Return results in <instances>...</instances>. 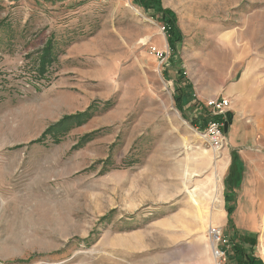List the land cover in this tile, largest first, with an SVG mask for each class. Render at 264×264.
Instances as JSON below:
<instances>
[{
  "label": "rangeland",
  "instance_id": "1",
  "mask_svg": "<svg viewBox=\"0 0 264 264\" xmlns=\"http://www.w3.org/2000/svg\"><path fill=\"white\" fill-rule=\"evenodd\" d=\"M159 2L0 0V264H264V0Z\"/></svg>",
  "mask_w": 264,
  "mask_h": 264
},
{
  "label": "built area",
  "instance_id": "2",
  "mask_svg": "<svg viewBox=\"0 0 264 264\" xmlns=\"http://www.w3.org/2000/svg\"><path fill=\"white\" fill-rule=\"evenodd\" d=\"M159 53V51H158ZM162 55V53H160ZM231 100L227 96H221L218 98H212L207 101V107L213 115H222V118L226 115L230 108ZM210 119L206 126L201 129V136L203 140L213 149L215 152L220 151L227 143L226 133L223 129V120ZM209 237L212 244V251L215 256L216 264H228L227 249L224 246V236L222 230L217 226H210L208 229Z\"/></svg>",
  "mask_w": 264,
  "mask_h": 264
},
{
  "label": "trees",
  "instance_id": "3",
  "mask_svg": "<svg viewBox=\"0 0 264 264\" xmlns=\"http://www.w3.org/2000/svg\"><path fill=\"white\" fill-rule=\"evenodd\" d=\"M138 1H139V3L143 4V6H150V5L151 6L152 5L156 6L158 13L160 12V10H159V4H160L159 0H138ZM165 12L163 11V14L165 13V17H164V21L166 23L165 29H166V31H168V33H170V38L172 37V34H173L175 36V38L177 37L178 39H181L180 33L178 31V27H177V25H175L174 16L172 15V13L170 11H165ZM170 42H171L172 45L175 44L172 38H171ZM51 52H52V46L47 47L43 51V55L41 57L40 65H39L38 71H37V73L39 72L40 76H43L45 74L46 66L51 63V59H50L52 57V53ZM179 90H180L179 91L180 93L176 97V102H177V105L180 106L179 108L182 110L183 99L186 97V93L184 94L185 88H182V89H179ZM210 113H211V111H210ZM221 118L222 117L220 115H213L211 113V115L208 114V115H206L204 117H201V119H198V120H203L201 124H199V121H197V120H192V123L193 124H198L200 129H203L205 127L206 123L210 119L220 120ZM231 124H232V119L230 118L229 121L227 122L228 129H229V126ZM61 130H63L62 127L60 129H57V127H56V128L51 129L49 131L52 132V134L56 136V135H58V133L62 132ZM40 140H42V139H40ZM40 140H38V142H41ZM230 222H232L231 219H230ZM242 238H241L242 240L253 241L251 239L250 235H248V234L247 235L244 234L242 236ZM236 254H238L237 256L240 258L241 262H245L246 264H255V263H259L260 264V261H257V259H255L253 257H249V255L246 252L242 251L241 249H240V251H236ZM255 261H257V262H255Z\"/></svg>",
  "mask_w": 264,
  "mask_h": 264
},
{
  "label": "crops",
  "instance_id": "4",
  "mask_svg": "<svg viewBox=\"0 0 264 264\" xmlns=\"http://www.w3.org/2000/svg\"><path fill=\"white\" fill-rule=\"evenodd\" d=\"M203 106V105H202ZM205 106V107H204ZM203 106V108L202 109H199V108H197V107H195V109H193V111H192V115L191 116H195V119L194 120H197V121H199V124H201L202 123V121L203 120H198V119H201V117H204V116H206V115H210V111L208 110V107H207V105H204ZM193 120V119H192ZM232 125V124H231ZM230 125V126H231ZM230 126H229V128H230Z\"/></svg>",
  "mask_w": 264,
  "mask_h": 264
}]
</instances>
